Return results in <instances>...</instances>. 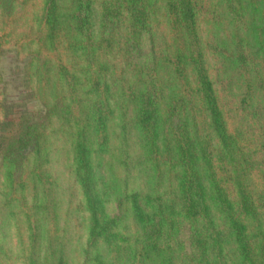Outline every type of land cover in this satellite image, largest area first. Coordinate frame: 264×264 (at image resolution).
<instances>
[{
    "label": "rangeland",
    "instance_id": "374dc122",
    "mask_svg": "<svg viewBox=\"0 0 264 264\" xmlns=\"http://www.w3.org/2000/svg\"><path fill=\"white\" fill-rule=\"evenodd\" d=\"M194 1L199 46L231 153L217 143L193 68L185 64L184 78L174 69L177 51L186 54L188 46L172 30L165 0H144L148 21L139 32L124 10L103 27L102 0H91L89 38L74 30L72 0H57L52 37L45 0H0V264H96V257L102 264H163L161 256L150 263L136 256L142 237L130 200L136 195L145 213L180 220L175 141L188 139L197 151L210 152L235 208L238 184L246 188L258 221L240 219L264 264V0ZM154 94L152 146L136 116L137 99ZM100 104L109 109L104 133L91 121ZM81 135L104 220L113 222L93 236L75 175ZM197 162L212 217L226 235L223 264H239L201 157ZM173 259L186 262L179 253Z\"/></svg>",
    "mask_w": 264,
    "mask_h": 264
},
{
    "label": "trees",
    "instance_id": "16d2710c",
    "mask_svg": "<svg viewBox=\"0 0 264 264\" xmlns=\"http://www.w3.org/2000/svg\"><path fill=\"white\" fill-rule=\"evenodd\" d=\"M77 11L74 30L78 34L89 38L91 26V0H72ZM166 10L170 17L171 28L181 32L187 39L188 53L178 50L173 64L178 76L185 77V64L190 65L197 82V94L199 100L205 106L209 116V122L220 149L224 152H232V139L228 134L223 115L219 109L213 84L208 76L203 54L199 46V38L196 27V8L194 0H165ZM102 25L110 24L115 15H120L124 10L131 20L133 31L143 30L148 21V13L145 10L144 0H102ZM57 0H45L44 17L49 35L52 37L55 29ZM105 40V39H104ZM157 94V91H155ZM156 94L153 99L140 96L137 99L136 123L150 145H154L157 127ZM154 106H151V105ZM94 105H92L93 108ZM109 109L102 104L91 109V121L96 132L104 133ZM83 135L76 138L74 147L75 175L81 192L85 198L89 213L91 233L95 230L107 232L112 228L110 219L104 220L103 200L96 188L94 174L90 165L89 151L83 145ZM105 141L101 138L100 143ZM176 153L181 169V176L177 182V202L179 205L180 220H168L163 212L145 213L137 196H131L132 219L140 227L142 245L136 256L142 262L150 263L161 256L163 264H180L173 259L174 253L182 256V264H223V241L225 232L216 225L211 210L208 206L206 191L198 170V157H201L207 177L214 189L218 208L229 226V233L233 236L239 252V264H260L256 261L255 252L240 217L258 221L256 211L253 208L250 195L246 188L238 184L239 203L235 208L226 191L219 185L216 168L213 165L210 152L206 148H199L188 140L185 144L175 141ZM264 182V179H263ZM264 186V185H263ZM187 223V227L179 224ZM186 230V242L181 238L183 230ZM262 242V238H261ZM262 246V245H261ZM177 251V252H176ZM96 264H102L95 258Z\"/></svg>",
    "mask_w": 264,
    "mask_h": 264
}]
</instances>
